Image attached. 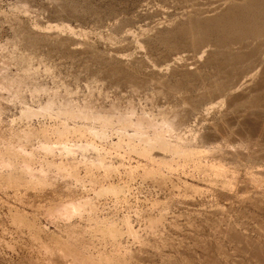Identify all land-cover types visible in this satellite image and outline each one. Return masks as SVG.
Segmentation results:
<instances>
[{
    "label": "rangeland",
    "instance_id": "obj_1",
    "mask_svg": "<svg viewBox=\"0 0 264 264\" xmlns=\"http://www.w3.org/2000/svg\"><path fill=\"white\" fill-rule=\"evenodd\" d=\"M263 19L264 0H0V157L9 143L23 145L17 166L32 150V171L44 158L73 161L80 177L50 170L51 182L36 184L0 161V264L81 256L89 264H264V29L250 26ZM254 63L256 77L234 86ZM48 96L55 104L46 110ZM64 98L133 120L144 115L147 133L164 113L176 114L192 151L142 155L126 135L133 129L113 122L101 138L68 133L67 144L90 139L95 148L66 154L53 132L67 121L57 110ZM24 106L36 112L25 116ZM42 129L50 153L41 149ZM23 130L34 133L15 134ZM96 151L101 164L90 162ZM212 165L233 174L231 183ZM100 182L123 189L97 198ZM68 193L92 197L94 209L68 221L46 211ZM103 218L120 233L94 228Z\"/></svg>",
    "mask_w": 264,
    "mask_h": 264
},
{
    "label": "bare ground",
    "instance_id": "obj_2",
    "mask_svg": "<svg viewBox=\"0 0 264 264\" xmlns=\"http://www.w3.org/2000/svg\"><path fill=\"white\" fill-rule=\"evenodd\" d=\"M260 2V1H259ZM205 11V10H204ZM240 12V11H239ZM203 16V15H202ZM205 16H209V15H205ZM209 18V17H208ZM225 22V21H224ZM226 23V22H225ZM172 25V24H171ZM228 25V24H227ZM251 32L252 33H259L261 32V29L263 28L264 29V19H263V25L262 26H257V25H254V24H251ZM66 27V26H65ZM249 27V26H248ZM250 28V27H249ZM232 29V28H231ZM42 34H48L46 32L42 33ZM250 41V39H249ZM261 44V43H259ZM207 46V45H206ZM237 46V45H236ZM235 46V47H236ZM262 48L264 47L261 46ZM252 49V48H251ZM207 51V47L203 48L201 50V55L203 53H205ZM211 51V50H210ZM238 51V50H237ZM251 51V50H249ZM263 51V50H262ZM253 52V51H252ZM177 50L176 52H172L171 54L173 55L172 57H170L169 61H175L176 63V60L181 58L180 55H177ZM211 53V52H210ZM255 53V52H254ZM253 54V53H252ZM200 55V56H201ZM204 55V54H203ZM255 55V54H254ZM261 55V54H260ZM264 55V54H263ZM248 56V55H247ZM251 56V55H250ZM260 57H263V56H260ZM203 58V57H201ZM183 59V58H182ZM181 59V60H182ZM196 60V59H195ZM199 60V59H198ZM202 60V59H201ZM208 60V59H207ZM168 61V60H167ZM184 61V60H183ZM180 62V61H179ZM184 64V63H183ZM255 64V63H254ZM264 64V63H263ZM174 65H177V64H174ZM173 65V66H174ZM185 65V64H184ZM264 66V65H263ZM262 66V67H263ZM189 67V66H188ZM191 67V66H190ZM249 68L247 70H242L244 72H240V77L238 78V81L235 82V84H233L234 86H239L240 84L244 83V82H249L251 81L254 77H256L257 73L259 72V68H260V64H255V65H252V66H248ZM245 68V67H244ZM176 69V68H175ZM188 69V68H187ZM261 69V68H260ZM240 71V70H239ZM239 71L237 72V74L239 73ZM263 72V70H262ZM261 72V74H262ZM236 74V75H237ZM238 77V76H237ZM13 80V79H12ZM263 81V80H262ZM18 82V80H17ZM16 82V83H17ZM257 82V81H256ZM19 83V82H18ZM264 83V81H263ZM15 84V82H14ZM17 85V84H16ZM15 85V87H17ZM258 86V85H257ZM38 87V86H37ZM41 87H38V89H40ZM16 89V88H15ZM37 89V88H36ZM37 89V90H38ZM43 89V88H42ZM230 89V88H229ZM251 89V88H250ZM222 90H223V87H222ZM254 90V89H253ZM230 94V93H229ZM232 95V94H230ZM72 100V99H71ZM70 99H63V101H61L60 104H58V107H57V110H58V113H61V115H65V117L67 118V121L64 122L63 124H61L60 127H57L55 129H53V132L55 133L56 135V141L60 142L61 143V151H65L66 154H73L74 152H84L88 149H91L93 150V145L92 144V141L90 139H85L84 142H73V143H70L67 144V141H69L68 139V133L70 132H76L78 133L79 135L81 134H84L83 132H86L88 133V135L90 136H96V137H104L106 134H105V129L106 127L113 123V122H116L119 124L120 128H122L124 130L125 127H131V129H133V131L131 133H126V135L130 138V137H135L138 139V141L140 142V145H137V146H133L132 147V150H135L137 151L138 153L142 154V155H150L152 152H151V149L154 148V147H157L158 149L162 150L163 151H174V152H183V153H186V152H189V151H192V149L187 145V143L185 142L186 140L183 139V137H181V135L177 132V128L178 126L182 123V121H178L174 119V114L172 117L169 115H166L164 112L163 116L161 114V120H160V128L159 129H155V130H152V132L150 133H147V132H144L142 130V124L144 122H147L145 120V117H143L144 115L142 116H138L136 119H131L130 116H132V114L130 116L126 115V114H122V113H116L113 114L112 113V110L111 111H106V112H101L99 110H96L94 111L93 109L90 108V106L88 105L89 102H86L84 103V105H82L81 107L80 106H77L76 104H74ZM75 102V101H74ZM88 103V104H87ZM55 104V100L53 99V97L51 96H48L47 99H45V102H43V109H46L48 110L49 108H52ZM114 105H112L113 107ZM92 107V106H91ZM56 110V111H57ZM36 112V110L34 109H31L30 107L28 106H24L23 109H22V113L25 115V116H28V115H32ZM132 113V112H131ZM207 113V112H206ZM60 115V114H59ZM182 116V115H181ZM147 117V116H146ZM148 118V117H147ZM184 118V117H183ZM150 119V118H149ZM68 120L70 121H73L71 124H69ZM182 120V119H181ZM155 121V120H154ZM78 122V123H77ZM97 122L99 123V127L98 128H95L94 127V123ZM151 125V123H149ZM144 125V124H143ZM154 126H157L155 123L152 124ZM151 125V126H152ZM182 125V124H181ZM119 128V127H118ZM179 129V128H178ZM252 131V130H251ZM42 136H43V139L40 141V146L42 147L41 149L45 150L46 152H51L54 148L53 144H51L52 141L49 140V137H47V131L45 129H42ZM14 133V132H13ZM34 132L30 131V130H27V131H20V132H15L16 135L18 136H23L25 138L29 137L30 135H32ZM124 133V134H125ZM166 133H169L171 136H173L172 139H169V138H166L165 134ZM123 134V135H124ZM168 134V135H169ZM16 137V136H15ZM22 137V138H23ZM34 137V136H33ZM20 138V137H19ZM25 138H23L25 140ZM68 138V139H67ZM189 138V137H188ZM187 138V139H188ZM18 139V138H17ZM22 139V140H23ZM131 139V138H130ZM132 140V139H131ZM191 140V139H190ZM18 141V140H16ZM20 141V140H19ZM118 141V140H117ZM116 141V142H117ZM137 141V142H138ZM189 141V140H188ZM115 142V143H116ZM190 142V141H189ZM188 142V143H189ZM192 142L193 139H192ZM69 143V142H68ZM191 143V142H190ZM10 144V143H9ZM6 145V148H5V151H4V154L6 155L5 158L3 157H0V161L1 163H4V165H6L7 167L10 168V171L12 169H18L20 173H23L25 172V174H27L29 177H30V180H33L34 183L36 184H41L44 182L45 183H48L46 181L50 180L51 182V179H50V174L49 173L47 174V172L50 170H53L54 173L58 174V176H63L64 178L65 177H75L76 179L80 178L79 177V174L78 172L76 171V168H75V163L73 161H70L68 165H65L64 162L62 161H57V162H54L53 160H48V159H43V164H41L38 168L39 170L38 171H35L33 169L32 171V168L30 167V158L32 154V150H27L25 149V151L23 152H26V156L28 155L27 158H23L22 161H20L21 165L17 166V164L14 162V156L16 155V152L19 150V152L22 150V146L20 145L18 148H15L14 146H11L10 145ZM17 144V143H16ZM21 144V143H20ZM139 144V143H138ZM37 145V144H36ZM21 147V148H20ZM59 147V146H58ZM25 148V147H24ZM23 148V149H24ZM39 148V147H37ZM95 148V147H94ZM60 151V147L59 149H57ZM22 152V151H21ZM159 152V151H157ZM156 152V153H157ZM162 152H160L162 154ZM159 153V155H160ZM3 154V153H2ZM1 154V155H2ZM24 154V153H23ZM83 154V153H82ZM94 156L92 158V160L90 161L91 163H94V164H101L103 162V153H100V152H95L93 153ZM153 154V153H152ZM164 154V153H163ZM163 154L161 156H163ZM25 155V154H24ZM156 155V154H155ZM4 156V155H3ZM71 156V155H70ZM158 157V156H157ZM5 161V162H3ZM76 162V161H75ZM40 163V162H39ZM37 169V168H36ZM210 169L213 170L215 173L217 174H221L223 175V179H222V182L224 184H227V183H231L232 181V178H234V175H227L225 169L218 165V166H210ZM87 170V168H86ZM27 172V173H26ZM49 176V177H48ZM53 176V175H52ZM59 176V177H60ZM89 179L91 181H98V179L92 175L89 176ZM64 180V179H63ZM71 180V179H70ZM11 182H14V180H10ZM32 182V181H31ZM67 184V183H66ZM43 186V185H42ZM65 186V185H64ZM40 187V186H39ZM70 189V188H69ZM68 189V190H69ZM123 189V186H119V185H116V184H111V183H107V184H104L103 182H100L99 183V186L98 188L96 189V191L94 192L95 193V196L99 197V195H102V194H105V193H118L120 190ZM59 191V190H58ZM62 192V191H61ZM67 192V191H66ZM75 192V191H74ZM77 192V191H76ZM59 193V192H58ZM63 194V193H62ZM78 194V193H77ZM52 195V194H51ZM49 195V196H51ZM81 195V194H80ZM94 195V194H93ZM55 196V195H54ZM52 197V196H51ZM97 197V198H98ZM51 199V198H50ZM60 200V201H59ZM58 201L59 202H56V203H53V204H50V205H46L48 206L46 208V211L48 213H51L52 215H58V216H65V220L68 221L67 219H69V217L71 216H75L77 214H81L83 211L85 210H89L91 211L92 209H94V206H95V203L96 201L94 202V199L92 200V197H75L71 194H66V197H64V199H59ZM102 200V199H101ZM102 202V201H101ZM49 203H52V202H49ZM98 205V204H97ZM88 211V212H89ZM57 216V217H58ZM149 216V215H148ZM80 218V217H79ZM150 218V217H149ZM128 219H124L123 218V224H124V229L130 233H134L135 230L133 229L132 225L129 224V222L127 221ZM92 224V223H91ZM89 226L92 227V225L89 224ZM94 228L98 229V230H101L102 232H104L106 235L108 236H111V237H115L117 234L120 233L122 227L121 226H117L113 221H110V220H106V218H103V219H99V220H96L95 223H94ZM86 228V227H85ZM84 228V229H85ZM89 229V228H88ZM91 230V229H90ZM133 235V234H132ZM100 240V239H99ZM103 240V239H102ZM90 241V240H88ZM82 244V243H81ZM87 244V243H86ZM92 244V243H91ZM89 244V245H91ZM83 245V244H82ZM81 245V246H82ZM85 245V244H84ZM93 245V244H92ZM87 247V245H86ZM139 250V249H138ZM137 250V251H138ZM141 250V249H140ZM139 250V251H140ZM64 253V252H63ZM131 254V253H130ZM60 255H62L60 253ZM134 256V254H131ZM117 256V255H116ZM91 257V256H90ZM90 257H86V256H81V259H78V258H73L71 259V263L70 264H89L90 260H91V263H92V260ZM123 257V256H122ZM136 257V256H135ZM90 258V259H88ZM116 258V257H115ZM123 259V258H122ZM100 260V259H99ZM124 260V259H123ZM128 261V260H127ZM100 262V261H99ZM118 262V261H117ZM54 264V263H52ZM60 264V262H59ZM123 264V263H122ZM127 264V263H126Z\"/></svg>",
    "mask_w": 264,
    "mask_h": 264
}]
</instances>
